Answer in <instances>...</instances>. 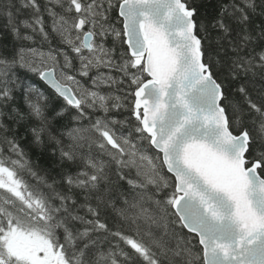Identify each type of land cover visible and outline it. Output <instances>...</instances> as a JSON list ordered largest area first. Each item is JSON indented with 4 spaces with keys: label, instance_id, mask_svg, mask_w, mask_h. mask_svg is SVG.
<instances>
[{
    "label": "snow or ice",
    "instance_id": "snow-or-ice-1",
    "mask_svg": "<svg viewBox=\"0 0 264 264\" xmlns=\"http://www.w3.org/2000/svg\"><path fill=\"white\" fill-rule=\"evenodd\" d=\"M0 264H264V0H0Z\"/></svg>",
    "mask_w": 264,
    "mask_h": 264
},
{
    "label": "trees",
    "instance_id": "trees-1",
    "mask_svg": "<svg viewBox=\"0 0 264 264\" xmlns=\"http://www.w3.org/2000/svg\"><path fill=\"white\" fill-rule=\"evenodd\" d=\"M33 79L36 80V82H37L38 84H41V82L38 80V78L33 77ZM41 86H43V85L41 84ZM35 158H36V154L33 153V159H35ZM42 163H43V161H42Z\"/></svg>",
    "mask_w": 264,
    "mask_h": 264
}]
</instances>
